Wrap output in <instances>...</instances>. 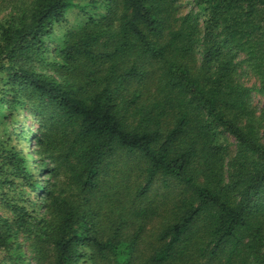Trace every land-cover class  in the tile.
<instances>
[{
  "label": "trees",
  "instance_id": "1",
  "mask_svg": "<svg viewBox=\"0 0 264 264\" xmlns=\"http://www.w3.org/2000/svg\"><path fill=\"white\" fill-rule=\"evenodd\" d=\"M191 4L0 0V264H264V0Z\"/></svg>",
  "mask_w": 264,
  "mask_h": 264
},
{
  "label": "rangeland",
  "instance_id": "2",
  "mask_svg": "<svg viewBox=\"0 0 264 264\" xmlns=\"http://www.w3.org/2000/svg\"><path fill=\"white\" fill-rule=\"evenodd\" d=\"M181 2V12H187L190 8L193 7V5L191 4V0H180ZM75 8L74 10L71 11L72 14H75L77 13V9L76 7H72V9ZM243 56L242 54H240L237 58V60H240L242 59ZM237 73L238 75H241L239 77L240 81L242 83H244L245 85H248V86H257V82L255 80V78L250 74V72L246 69L245 65L241 64L238 69H237ZM251 102L253 103V105L256 107V109L258 111L260 110H264V96L259 94V93H256L254 92L252 94V97H251ZM31 124V128L34 130L35 129V123L34 122H30ZM225 143L229 145L228 147V156H231V154L233 153L234 149H235V146H234V139L231 137V136H226V139H225ZM34 145V140H32L30 142V146H33ZM117 157H120V156H117ZM140 166V165H139ZM134 169V168H133ZM136 169H134V171H132V173L130 174L132 176L131 178V181L134 182L136 180V182L138 181L137 177H135L134 175L136 174ZM134 176V177H133ZM158 187V186H157ZM163 188L162 187H159V190L158 191H162ZM151 196H154V195H151ZM172 198V197H171ZM153 204L156 205V208L157 210L159 209L160 207V199L159 197L157 196H154V199H153ZM171 205V201H167L165 206L168 207ZM1 211V210H0ZM158 218H161L162 216L158 213ZM158 218H153L152 221H150L147 225H146V228H147V233L148 235H150L153 231H155L157 228H158V222H159V219ZM157 226V227H156ZM23 241V244H22V250L23 252H25V256L29 257V251H28V244L29 242L25 240H22ZM193 247L189 246L187 251L188 252H192L193 251ZM202 262H206L207 259L204 258V260H201ZM209 260L207 261L206 264H208ZM209 264H216L214 261H211Z\"/></svg>",
  "mask_w": 264,
  "mask_h": 264
}]
</instances>
